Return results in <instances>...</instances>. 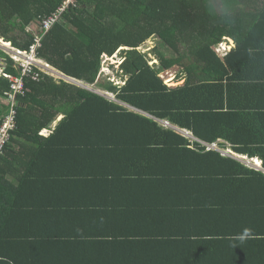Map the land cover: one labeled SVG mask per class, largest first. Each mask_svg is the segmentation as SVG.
<instances>
[{"label": "trees", "instance_id": "trees-1", "mask_svg": "<svg viewBox=\"0 0 264 264\" xmlns=\"http://www.w3.org/2000/svg\"><path fill=\"white\" fill-rule=\"evenodd\" d=\"M66 1L0 0V44L43 37L40 58L98 88L25 80L0 159V264H264V0H78L45 34ZM153 38L175 56L143 52ZM118 51L121 81H99ZM9 92L3 77L0 125Z\"/></svg>", "mask_w": 264, "mask_h": 264}, {"label": "built area", "instance_id": "built-area-1", "mask_svg": "<svg viewBox=\"0 0 264 264\" xmlns=\"http://www.w3.org/2000/svg\"><path fill=\"white\" fill-rule=\"evenodd\" d=\"M78 0H67L63 6L53 15L46 18L44 25L42 27L43 30H45V34L48 33L51 28L61 20L63 13L71 6H76ZM42 40L43 37L38 36L36 38V44L32 47L31 51H24L17 48H12L13 53L11 57L14 59V61L17 63L18 66L22 67V77H12L7 74L6 68L7 64L4 63L3 67V59L0 58V73L2 72L3 77H6L7 79H10L12 81V92H9L7 94V103L11 105V114L8 115L3 124L0 125V159L3 156L4 153V147L11 138V130L16 128V117H17V110L16 108L19 106V96L26 94V79H33L36 82H41V75L37 74L35 72L36 69H40L43 71L44 74H47L49 76L55 77L57 79H63L64 81L68 82L67 78L60 73L56 72L52 66H50L48 63L44 62L42 58H40V49L42 48ZM1 50V49H0ZM4 68V72H3ZM1 79V76H0ZM163 125L165 127H170L168 122H163ZM189 137L194 139V141L200 142L208 147V151H219L224 153L226 157H234L235 155L231 153L227 154L226 152H230V150L222 151L220 149V146L215 144H208L201 142L196 137L194 138L193 135L190 132H186Z\"/></svg>", "mask_w": 264, "mask_h": 264}, {"label": "rangeland", "instance_id": "rangeland-1", "mask_svg": "<svg viewBox=\"0 0 264 264\" xmlns=\"http://www.w3.org/2000/svg\"><path fill=\"white\" fill-rule=\"evenodd\" d=\"M30 29H31L30 31H34L33 33H35V34H38V32L40 31L38 24H34ZM2 39H4V38H2ZM4 41H6V39H4ZM0 45H2V44H0ZM12 46H13V44H12ZM231 46H232V44L229 45L227 43H223V45H222L223 48L219 51H221L222 53L223 52H230L232 50ZM154 47H157V49H159L160 52H163L167 57L175 56L167 48H165L163 45H161V43L158 41L157 38H153V39L149 40L144 46H142L141 49L143 52H150V51H152V49H154ZM0 49L3 50L4 52L8 53V54H11V55L13 53L12 47L9 48V47H5V46H3V47L0 46ZM223 55H225V53H223ZM121 56L122 55H121V53H119V51L111 58H109L108 56H105L104 69H103V73H105V74L103 75L102 80L105 78H110L112 81H117V82L121 81V79L119 78V75H118L119 67L121 64V59H120ZM150 57L152 59H154L155 55L150 54ZM4 63H5V59L3 58V67H4ZM154 63H156V62L154 61ZM3 72H4V68H3ZM179 74H180V69H173V71H171V73L168 72L165 75H163L162 77L165 78L166 84H168L169 87H173L172 85H174V86L176 85V84L172 83L174 75L178 76ZM3 75H4V73H3ZM3 75L1 72L0 73L1 78H3ZM102 80L100 79L99 81L105 83V81L104 80L102 81ZM70 83L77 85V86H81L82 88H84L86 90L90 89L91 91H93V90L96 91L98 89L97 87H96L97 88L96 89L94 86H87L85 84L83 85L82 83L75 82L73 80H71ZM118 84H120V82ZM176 86H178V85H176ZM105 95H108V94H105ZM111 97L114 98L113 95H111ZM58 122H59V120L57 121V123ZM52 126L54 127V126H56V124H53ZM42 133L44 135H48V130L43 131ZM226 153L231 155L232 152L230 151V152H226ZM236 158L239 159V156H236ZM240 161H244L247 164H251V161H249V160H247V161L240 160ZM252 164L254 165V163H252Z\"/></svg>", "mask_w": 264, "mask_h": 264}, {"label": "crops", "instance_id": "crops-1", "mask_svg": "<svg viewBox=\"0 0 264 264\" xmlns=\"http://www.w3.org/2000/svg\"><path fill=\"white\" fill-rule=\"evenodd\" d=\"M225 42L224 43H227V44H229V45H231L232 44V49L233 48H235L236 47V43H235V41L232 39V38H226L225 40H224ZM169 73H171V72H169ZM182 84H184V82L183 83H181L180 85H182ZM173 87H174V85H172ZM5 102H6V100H5ZM7 103V102H6ZM263 116H264V114H263ZM62 119V117H60V119L59 120H61ZM160 123H163V122H165V121H159ZM255 162H258V163H260V164H262V162L260 161V160H254ZM17 167V166H16ZM18 167H19V165H18ZM26 173L22 170V173H21V175H25ZM30 193V195H29V197H31V196H33V194L31 193V192H29ZM133 222H134V224H138L139 223V221L137 220V218H134L133 217Z\"/></svg>", "mask_w": 264, "mask_h": 264}, {"label": "clouds", "instance_id": "clouds-1", "mask_svg": "<svg viewBox=\"0 0 264 264\" xmlns=\"http://www.w3.org/2000/svg\"><path fill=\"white\" fill-rule=\"evenodd\" d=\"M11 44H13V43H11ZM0 46L3 47V45H0ZM33 46H34V45H33ZM33 46H32V47H33ZM9 48H10V47H9ZM12 48H13V47H12ZM222 48H223V47H222V45H221L220 50H221ZM0 51H2V50H0ZM0 54H1V52H0ZM9 55L11 56V54H9ZM0 58L3 59V57H2L1 55H0ZM42 59H43V58H42ZM43 61H44V59H43ZM44 62H45V61H44ZM58 73H59V72H58ZM60 74H61V73H60ZM61 75H63V74H61ZM63 76H65V75H63ZM65 77H66V76H65ZM66 78L68 79V82L70 83V81H69L70 78H68V77H66ZM71 80H73V79H71ZM73 81H75V80H73ZM75 82H77V81H75ZM71 84H72V83H71ZM89 90H90V89H89ZM168 128H174V127H172V126L170 125V127H168ZM240 158H241V159H240ZM239 159H240V160H245L246 158L239 157ZM252 163H255V161L252 160V161H251V164H252ZM252 165H253V164H252ZM253 166H255V164H254ZM260 166H262V164H261ZM262 169H263V168H262Z\"/></svg>", "mask_w": 264, "mask_h": 264}, {"label": "water", "instance_id": "water-1", "mask_svg": "<svg viewBox=\"0 0 264 264\" xmlns=\"http://www.w3.org/2000/svg\"><path fill=\"white\" fill-rule=\"evenodd\" d=\"M69 81H71V80H69ZM255 167H257V168H259V169H262V166H255Z\"/></svg>", "mask_w": 264, "mask_h": 264}]
</instances>
